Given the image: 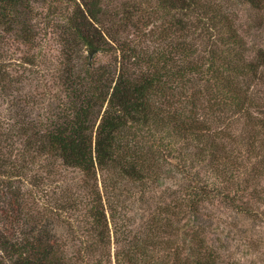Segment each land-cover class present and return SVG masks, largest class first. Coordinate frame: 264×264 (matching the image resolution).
<instances>
[{
  "label": "trees",
  "instance_id": "1",
  "mask_svg": "<svg viewBox=\"0 0 264 264\" xmlns=\"http://www.w3.org/2000/svg\"><path fill=\"white\" fill-rule=\"evenodd\" d=\"M35 1L0 0V87L44 81L0 123V264H223L208 205L264 215L242 198L264 173V47L231 10L264 0H66L53 34L23 19ZM164 158L186 180L151 200Z\"/></svg>",
  "mask_w": 264,
  "mask_h": 264
},
{
  "label": "rangeland",
  "instance_id": "2",
  "mask_svg": "<svg viewBox=\"0 0 264 264\" xmlns=\"http://www.w3.org/2000/svg\"><path fill=\"white\" fill-rule=\"evenodd\" d=\"M141 1L144 0H107L113 7L123 2L138 4V2ZM34 3L36 4L35 11L27 10L25 3L21 5L20 10L23 19L25 20L26 14L28 17H34L38 22L40 19L36 28L43 30L47 29L48 33L51 32L53 34L54 31L51 27L53 24L49 19H52L53 22L56 21L57 18L59 20L60 13H58V11H62V5H66V0H64V2H62V0H37ZM231 10L236 19V26L241 36L246 40L247 44L250 45V48L254 50L260 46L264 47V12L237 4H234ZM56 12L57 15H55ZM55 26L56 25H54V27ZM14 31L12 32L14 33ZM48 36L51 39L52 45L58 48L56 41L53 42L50 35ZM10 44L11 52H16L19 57L26 55L27 48L22 46L17 40L13 39ZM54 55L57 58L58 52L55 51ZM47 57L49 61L46 62V65L48 67L54 68L58 65V61L53 57V54H47ZM44 59H37L36 63H42ZM39 79V75L30 73L22 82L10 87V89L0 87V123L4 128L13 124L11 117H16L17 111L20 113L22 112L20 111V107L24 104L22 96L26 93L28 94V92L35 91L36 94L39 93L38 97L40 98L42 92H44V81L43 79ZM258 88L261 90V93L264 94V86L259 85ZM51 93L54 94L55 91ZM53 106L54 105L51 103L48 104L45 102L40 106L35 105L33 107L34 110L31 109V106L28 107V110L24 113L34 118L35 116L37 117L43 109H52ZM246 160L247 158H243L245 163L248 162ZM161 162L159 180L153 185V189H151L147 196V198L152 197L151 200L156 201H158V199L163 200L162 195L164 196L165 194L181 191L184 181L186 180V174L178 170L179 168L171 163L168 158H164ZM247 175V172L241 174L242 177H247ZM250 184L252 185L247 189L245 196L242 197L243 200L247 202L251 208L264 211V173L259 176L254 183ZM255 187L260 193H263L261 199L252 195V189ZM167 200H169V198H167ZM156 201L151 204V208H155L158 205ZM138 206L140 207L141 204L138 203ZM205 212L208 213L211 218L209 220V216H204L205 222L209 224L207 225L208 239L222 252L223 264H264V215L256 219L250 218L247 214L241 211L239 212L229 204L223 205L220 202H217L215 205H208ZM2 218H4L2 220L3 222L8 223L9 220L6 217ZM183 222L184 220H181L179 225H182ZM177 239L179 244L183 242L181 236Z\"/></svg>",
  "mask_w": 264,
  "mask_h": 264
}]
</instances>
